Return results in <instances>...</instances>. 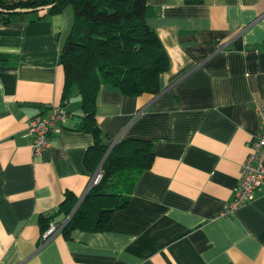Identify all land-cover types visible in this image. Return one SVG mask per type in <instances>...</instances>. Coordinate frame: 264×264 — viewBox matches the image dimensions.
<instances>
[{"label":"crops","instance_id":"0c3cea01","mask_svg":"<svg viewBox=\"0 0 264 264\" xmlns=\"http://www.w3.org/2000/svg\"><path fill=\"white\" fill-rule=\"evenodd\" d=\"M148 24L170 60L161 92L96 97L101 142L153 140V161L128 205L105 232L74 229L45 239L39 220L67 192L79 198L95 174L84 158L94 144L77 129L83 111L73 87L68 115L39 154L29 121L61 102L59 64L73 11L38 20L0 18V264H264V189L233 212L249 143L264 114V0H147Z\"/></svg>","mask_w":264,"mask_h":264},{"label":"trees","instance_id":"16d2710c","mask_svg":"<svg viewBox=\"0 0 264 264\" xmlns=\"http://www.w3.org/2000/svg\"><path fill=\"white\" fill-rule=\"evenodd\" d=\"M68 7L73 16L59 48V64L64 72L59 106L65 107L76 87L83 111L77 129L94 138L84 163L95 172L109 149V144L101 142L102 131L97 125L95 105L100 88L108 86L127 96L158 94L160 76L169 69L170 60L147 22L155 13L147 0H0V18L4 24L22 14H33L41 20ZM10 58L0 54L2 62ZM152 145L153 140L133 137L117 141L101 166L100 180L90 186L70 219L57 224L62 225L59 231L66 237L74 229L109 231L113 213L128 205L137 180L151 166ZM78 200L74 193L67 192L53 214L40 217L41 231L45 232L54 217L67 218Z\"/></svg>","mask_w":264,"mask_h":264},{"label":"built area","instance_id":"2783aa9c","mask_svg":"<svg viewBox=\"0 0 264 264\" xmlns=\"http://www.w3.org/2000/svg\"><path fill=\"white\" fill-rule=\"evenodd\" d=\"M262 114L261 134L249 143V152L241 165V178L234 192L233 200L225 205V212H233L239 206L252 201L257 192L264 189V114ZM67 118L65 108L53 106L47 117L34 116L28 123L27 134L32 136L33 153L39 154L50 145V134ZM116 142H114L115 144ZM101 171H96L89 186L97 183ZM62 225L51 224L44 238L61 229Z\"/></svg>","mask_w":264,"mask_h":264},{"label":"water","instance_id":"95a60500","mask_svg":"<svg viewBox=\"0 0 264 264\" xmlns=\"http://www.w3.org/2000/svg\"><path fill=\"white\" fill-rule=\"evenodd\" d=\"M112 146H113V145H111V146L109 147V149L107 150V152H106V154L104 155V157H103L101 163L99 164V167H98L97 171H99V170L101 169V166H102L104 160L106 159V156L108 155V153H109L110 149L112 148ZM89 188H90V186H88V188H87V190L85 191V193L79 198L77 204H76L75 207L73 208V210H72V212L70 213V215L65 219V221H64L63 224H65V223L70 219V217L72 216V214H73V213L75 212V210L78 208V206L80 205V203H81L82 200L84 199V197H85L87 191L89 190Z\"/></svg>","mask_w":264,"mask_h":264},{"label":"rangeland","instance_id":"374dc122","mask_svg":"<svg viewBox=\"0 0 264 264\" xmlns=\"http://www.w3.org/2000/svg\"><path fill=\"white\" fill-rule=\"evenodd\" d=\"M69 8H71V7H69Z\"/></svg>","mask_w":264,"mask_h":264},{"label":"bare ground","instance_id":"6f19581e","mask_svg":"<svg viewBox=\"0 0 264 264\" xmlns=\"http://www.w3.org/2000/svg\"><path fill=\"white\" fill-rule=\"evenodd\" d=\"M46 239V238H45Z\"/></svg>","mask_w":264,"mask_h":264}]
</instances>
